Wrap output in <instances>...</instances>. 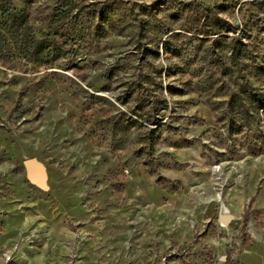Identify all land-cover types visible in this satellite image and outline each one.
<instances>
[{
  "label": "rangeland",
  "instance_id": "374dc122",
  "mask_svg": "<svg viewBox=\"0 0 264 264\" xmlns=\"http://www.w3.org/2000/svg\"><path fill=\"white\" fill-rule=\"evenodd\" d=\"M5 21L0 264H264V152H231L206 100L264 87V0H0Z\"/></svg>",
  "mask_w": 264,
  "mask_h": 264
},
{
  "label": "trees",
  "instance_id": "16d2710c",
  "mask_svg": "<svg viewBox=\"0 0 264 264\" xmlns=\"http://www.w3.org/2000/svg\"><path fill=\"white\" fill-rule=\"evenodd\" d=\"M105 13V9L101 8L98 15L103 17L106 16ZM4 14H7V11ZM6 17L5 15L3 19L6 20ZM219 20L221 25L218 27L219 35L216 39L222 36L221 33L231 29L222 19ZM15 29L13 24L9 25L6 21L0 24V47L6 40L5 36L13 35ZM194 33L201 34L198 29H195ZM51 49L54 50L55 47ZM51 49L46 47L43 54V60L46 62L56 57L54 55L53 58H48L52 52ZM231 50L234 51V49ZM256 69L263 68L257 65ZM222 74L224 76L225 73ZM253 76L258 80L264 78V73H254ZM226 78L227 82H220L221 85L215 87V89L220 88L221 91H212L206 99L210 109L218 113L215 121L220 124L223 132L232 138L231 152L245 149L252 155L262 153L264 152V87L254 86L246 75H238L232 82V88H229L231 76L228 75ZM208 88L211 89V85Z\"/></svg>",
  "mask_w": 264,
  "mask_h": 264
},
{
  "label": "water",
  "instance_id": "95a60500",
  "mask_svg": "<svg viewBox=\"0 0 264 264\" xmlns=\"http://www.w3.org/2000/svg\"><path fill=\"white\" fill-rule=\"evenodd\" d=\"M22 163L27 181L31 185L42 189L46 182V174L43 165L33 158L25 159Z\"/></svg>",
  "mask_w": 264,
  "mask_h": 264
}]
</instances>
